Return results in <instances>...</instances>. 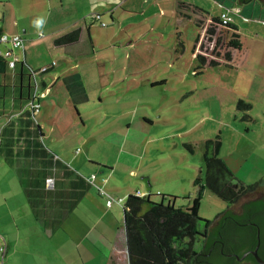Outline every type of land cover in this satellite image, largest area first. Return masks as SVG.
Wrapping results in <instances>:
<instances>
[{"label":"rangeland","instance_id":"rangeland-1","mask_svg":"<svg viewBox=\"0 0 264 264\" xmlns=\"http://www.w3.org/2000/svg\"><path fill=\"white\" fill-rule=\"evenodd\" d=\"M178 1L202 7L209 16L188 12L187 18ZM230 1L0 0V29L27 30L28 65L35 71L49 62L54 65L35 78L39 108L33 120L45 132L39 143L53 154L52 149L61 150L68 158L58 157L64 165L84 177L94 174L98 182L109 173L102 165L111 166L106 189L128 180L130 187L143 192L149 182L152 200L160 199L154 195L158 191L177 196L175 205L182 207L195 194L190 179L204 175L203 142L217 134L222 140L219 156L231 172L245 183L261 180L264 22L252 18L258 17L253 6L246 7L243 15L239 10L228 12ZM223 11L237 24L242 43L240 51H232L229 66L220 58L228 50L225 29L217 28L212 40L205 33L210 16ZM194 17L202 22L200 27ZM75 28L83 33L71 55L53 45V38ZM198 35L195 51L222 63L205 66L200 73L193 53ZM239 99L251 108L237 109ZM9 102L5 100V107ZM7 118L2 117L4 123ZM4 143L0 134V150ZM184 143L192 146V152ZM69 159L74 162L64 161ZM61 172L50 168L48 173L57 179V187ZM25 175L22 163L10 164L0 152V235L4 237L0 264H53L57 259L50 250V223L37 218L45 212L38 215L31 208V198L24 192L29 184ZM111 196L108 207L119 208L121 227L124 198L119 203L118 195ZM44 201L48 203L45 196ZM227 206L204 189L198 214L212 220ZM198 228H203V221ZM8 237L17 242L6 248ZM199 248L198 242L195 249Z\"/></svg>","mask_w":264,"mask_h":264},{"label":"trees","instance_id":"trees-1","mask_svg":"<svg viewBox=\"0 0 264 264\" xmlns=\"http://www.w3.org/2000/svg\"><path fill=\"white\" fill-rule=\"evenodd\" d=\"M250 1L264 3V0H236V4L241 6ZM177 6L180 10L187 11V13H183L187 18L191 17L188 12L194 15L208 14L200 7L185 1H178ZM180 14L182 13L180 12ZM220 16L221 14L210 16V24L205 28V33L212 40V37L217 34V28L225 29L226 34H228L226 43L228 50L224 51L220 58L224 59L222 60L223 65L229 66V62L233 59L232 51H240L242 45L240 36L236 33L237 26L232 22L224 24ZM193 21L197 26H201L202 22L196 17L193 18ZM87 32L89 35L88 27ZM80 36L81 29L75 28L54 38L53 45L67 48L78 42ZM199 38L198 35L193 47V53L199 63L197 66L199 70L196 73H200L205 66L214 67L222 64L215 59L207 60L204 55L195 51ZM219 41L220 38L217 37L216 45L219 44ZM23 42L25 44L24 39ZM216 56L219 57L220 54H216ZM50 66L52 64L39 74L50 71ZM34 73L35 70L24 59L15 62L14 66L11 67L8 59L0 55V101L9 99L12 102H20V106L23 108L22 113L27 115V121L31 127L27 133L22 131V137L26 139H24L25 141L36 139L39 142L38 138L43 136V133L33 120L38 108L30 109L29 107L34 99L39 100V98L34 97ZM7 90H10L9 96L6 94ZM236 108L247 110L251 106L239 99ZM244 117H248V115ZM183 146L192 152L190 144L184 143ZM221 147L222 140L219 134L215 135L214 138L204 140L202 152L204 175L203 178L198 175L194 177L192 184L196 187V191L188 206L174 205L177 196L156 193L154 195H159L160 199L154 201L151 199L153 194L150 192L142 193L139 190H135L133 194H128L123 203L119 202L123 210L128 264H239L235 261L234 255H240L243 251L254 249L258 243L257 253L264 260V186L261 180L245 183L238 179L220 158ZM28 149V154H32L31 148ZM42 149V157L38 159L31 157L32 162L27 167L23 164V170L26 174L24 178L29 181V184L24 187V192L31 198V208L38 215L45 212L43 217L38 216L37 218L48 219L50 227H52L56 226L67 212L66 205L70 193L68 194L67 187L62 185L63 182L60 181L62 179L59 180L61 185L59 184L60 186L57 187V179L44 178L49 173L50 168L55 169V172L62 171L63 180L74 173L84 184V188H81L82 191L90 186L95 187L98 194L105 197L108 206L107 195L113 197L106 192L101 183L95 181L96 175L84 177L64 165L61 160L54 157L55 154L52 152H50V157H46L49 151L44 147ZM36 164H40V167H37ZM102 167L108 168L105 165ZM48 180L52 181L50 185L52 189L48 188L50 187ZM260 188L261 195L259 197L244 201L238 211L232 208L242 197L256 192ZM204 189L228 204L227 208L217 213L212 220L204 219L198 214ZM136 192L145 194V196H137ZM80 195L81 193H72V199L69 200L71 201L70 205H74ZM44 196L48 203H44ZM186 198H190V196H186ZM54 206H57V210H52ZM49 211H52L51 214ZM199 221H203L202 229L198 228ZM198 242L200 248L196 250L195 244ZM250 259L254 264H257L252 257Z\"/></svg>","mask_w":264,"mask_h":264},{"label":"crops","instance_id":"crops-1","mask_svg":"<svg viewBox=\"0 0 264 264\" xmlns=\"http://www.w3.org/2000/svg\"><path fill=\"white\" fill-rule=\"evenodd\" d=\"M248 6L249 7L253 6L254 12L258 14V17L252 16V18L259 19L261 22H264V3L261 4L260 1H250L240 6L236 4V0H231L229 6H227L226 8L228 12L229 10L230 11L239 10L243 15L246 7ZM200 8L208 13L206 9L202 7ZM225 12L226 11H223L220 14ZM228 12L226 13L231 16V14ZM205 15L209 16V13ZM232 23H234L233 20ZM234 24L237 26L236 23ZM22 33L24 35H22ZM82 33L83 32L81 29V36L78 42H80L82 38ZM236 33L239 34V29H237ZM0 34H20L23 37L25 43L26 41L30 40V38H27L28 36L26 29H24L22 32H17L16 30L12 31L10 27L8 29L7 27L4 26L1 27ZM78 42L68 46L67 48H65L64 46H59V48L62 47L61 51H64L65 53L71 55L72 48L76 47V44ZM90 42L92 43L91 40ZM25 45L26 44H24L23 50H16L15 53L19 56L20 59L23 58L27 62ZM51 64L52 62L43 64L40 66V68ZM50 67H51L50 69H53L54 65L52 64V66ZM41 84L42 86H45V83L42 80H41ZM9 93L10 90H7L6 91L7 96H9ZM14 93L16 95V90L14 91ZM5 100H9V99L1 100V107H0V134L2 136H5V143H4L5 148L3 150H0V152L3 154L4 159L8 163L12 164L13 162L16 161L17 163L25 164L27 167L28 164L32 162L31 161L32 159H38L43 156V149H42L43 146L36 139L32 141L31 140L25 141L26 139L22 137V131H26L27 133V130L31 128L29 127V122L27 121V115L25 113H22L23 108L20 106V102L17 101L12 102L11 100H9L10 102L8 107H5L4 104ZM4 116L6 118L8 117L6 123L3 122L5 121V119H2V117ZM37 125L39 130H41V132L43 133V136H45L44 129L41 127V125L39 124ZM122 147L123 146H121V148ZM28 148H31L30 151L32 152V154L30 155L28 154L29 153ZM52 150L55 152V154L56 153L58 154V156L56 154L54 157L67 158L65 157L66 156L65 153L62 152L61 150L60 151H58L57 149H52ZM121 151H123V149ZM49 153L50 152H47L46 157L51 156V153L50 154ZM69 160L70 161L68 160H64V161L70 163L74 162L73 159H69ZM96 160L100 162H106L103 161L104 159L102 160L100 158ZM95 162L96 164H103L97 161H94V163ZM103 165L107 166L106 164ZM107 167H108L107 172L109 173L112 172V167L111 166H107ZM109 173L106 174V177L102 179L100 182L97 181V176H95V181L97 183H101L104 189L106 190V192H108L110 195H114V196L118 195L119 196L118 198H124L125 200L128 194H133L135 190H140L137 187H130L128 180L124 182V184L126 183V185L124 184H122L121 186L110 185L108 189H106L105 188L106 184L107 185L111 184L109 183L110 181ZM130 173H133V171H130ZM49 177L50 175L48 174L44 176V178L46 179ZM141 177L145 178L146 180L148 178L144 175H141ZM59 178L62 179L60 180L63 182L62 185H65V187H67L66 191L68 192V194L69 193L70 194L68 196L67 205H66L67 212L63 215L61 221L56 226L51 225L52 227H50L51 229L48 235V237L51 240L50 242L51 253H53L54 258L57 259V261L55 260L53 264H128L125 232L123 227V210H122V226L119 227L118 226L119 222L117 218V209L119 208H117L116 206L114 208H112V206L108 207L105 202L106 200L105 197L100 196L95 187L90 186L85 191H82L81 188H84V184L81 182L80 178L75 176L74 173L68 175L64 180L61 173ZM190 180L192 182L193 179ZM148 185L145 186V188H147L145 189V191L143 192L141 191L142 193L150 192L152 194L153 189L152 187L150 189ZM72 193L74 194L81 193L79 199L74 205H70L71 201H69L72 199L71 198ZM156 193H160V192L157 191ZM174 205H175V201H174ZM52 210H57V206H54ZM51 212L52 211H49V214H51ZM0 239L2 240L4 239L2 234L0 235ZM15 242H17V240L13 239V237H8L6 248H8L9 244L12 245Z\"/></svg>","mask_w":264,"mask_h":264},{"label":"built area","instance_id":"built-area-1","mask_svg":"<svg viewBox=\"0 0 264 264\" xmlns=\"http://www.w3.org/2000/svg\"><path fill=\"white\" fill-rule=\"evenodd\" d=\"M221 20L224 24L227 23H231L232 22V17L225 13L221 14ZM0 45H3V49H0V55H2L3 57H6L9 61V65L11 67L14 66L15 62L21 60L19 58V56L15 53L16 50H23L24 49V42H23V38L21 37V35L19 34H0ZM23 59V58H22ZM47 66L41 67L40 69H38L37 71H35L34 73V81H35V90H34V97L38 98V90H37V83H36V75L41 72L46 70ZM30 109L31 108H38L39 104H38V100L34 99L33 103L30 104ZM93 177V176H92ZM52 184L51 180H48V185L50 186ZM102 193H104L103 190H101ZM137 196L143 197L145 196V194H142L140 192H136ZM108 199H107V204L109 205L111 203L112 198L109 197V195H107ZM118 202H122L121 198L117 199Z\"/></svg>","mask_w":264,"mask_h":264},{"label":"water","instance_id":"water-1","mask_svg":"<svg viewBox=\"0 0 264 264\" xmlns=\"http://www.w3.org/2000/svg\"><path fill=\"white\" fill-rule=\"evenodd\" d=\"M263 2H261V4H262ZM261 181H262V184H263V186H264V177L261 179ZM262 188V187H261ZM261 188L258 190V191H256V192H253V193H251V194H249V195H246V196H244V197H242L236 204H234L233 206H232V208L235 210V211H238V209L240 208V205L244 202V201H246V200H248V199H253V198H255V197H259L260 195H261ZM231 207V206H230ZM257 238H259V236L257 235ZM258 245H259V243L257 244V246L254 248V249H250L249 251H246L243 255L245 256L246 254H250V255H252L253 257H254V259L256 260V262L258 263V264H264V260L262 259V258H260V256L258 255V253H257V249H258ZM242 264H249V263H242Z\"/></svg>","mask_w":264,"mask_h":264},{"label":"flooded vegetation","instance_id":"flooded-vegetation-1","mask_svg":"<svg viewBox=\"0 0 264 264\" xmlns=\"http://www.w3.org/2000/svg\"><path fill=\"white\" fill-rule=\"evenodd\" d=\"M250 249H248L247 251H249ZM246 251H243L240 255H234L235 261H237L239 264L242 263H249V264H254V262L252 261V259H250V257H252L254 259V257L250 254H246L245 256L243 255ZM255 260V259H254ZM256 261V260H255ZM257 263V262H256ZM258 264V263H257Z\"/></svg>","mask_w":264,"mask_h":264}]
</instances>
